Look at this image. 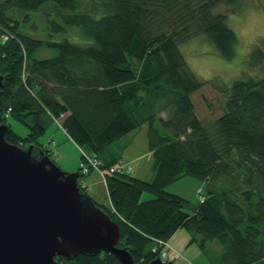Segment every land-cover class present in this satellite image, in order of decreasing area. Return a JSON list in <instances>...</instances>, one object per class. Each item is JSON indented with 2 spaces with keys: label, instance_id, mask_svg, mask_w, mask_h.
<instances>
[{
  "label": "trees",
  "instance_id": "1",
  "mask_svg": "<svg viewBox=\"0 0 264 264\" xmlns=\"http://www.w3.org/2000/svg\"><path fill=\"white\" fill-rule=\"evenodd\" d=\"M50 2L63 19L52 21L55 32L78 26L91 41L56 40L53 34L43 39L21 29L27 19L17 13L30 15ZM221 2L0 0V122L9 124L7 140L42 146L57 160L40 137L60 120L85 152L95 153L106 171L111 204L95 203L119 223L118 245L130 250L134 264L160 257V240L168 241L179 228L201 235L193 239L203 253L209 242L222 246L212 264H264V73L231 84L213 80L223 93V110L204 119L192 95L207 80L195 74L180 49L205 34L221 56H235L236 32L225 15L212 11ZM42 47L58 53L38 57ZM248 60L255 68L262 65L264 44L252 48ZM11 118L27 133L17 132ZM143 124L154 159L152 179L133 175L134 168L111 172L118 162L133 164L112 156L108 146ZM186 176L199 181L193 211L182 195L167 189ZM79 183L90 195L88 185ZM57 259L122 264L106 250Z\"/></svg>",
  "mask_w": 264,
  "mask_h": 264
},
{
  "label": "water",
  "instance_id": "2",
  "mask_svg": "<svg viewBox=\"0 0 264 264\" xmlns=\"http://www.w3.org/2000/svg\"><path fill=\"white\" fill-rule=\"evenodd\" d=\"M4 75L0 73V88ZM0 122V264H63L59 256L102 250L134 264L118 245L120 225L81 187L78 170L63 169L42 146L6 138ZM148 264H174L155 257Z\"/></svg>",
  "mask_w": 264,
  "mask_h": 264
},
{
  "label": "rangeland",
  "instance_id": "3",
  "mask_svg": "<svg viewBox=\"0 0 264 264\" xmlns=\"http://www.w3.org/2000/svg\"><path fill=\"white\" fill-rule=\"evenodd\" d=\"M212 11L225 15L227 24L236 32L238 41L235 47V56L231 59L221 56L217 52L215 44L205 34L197 35L180 44V49L188 65L200 79L207 80L204 86L192 95L196 110L204 119L214 118L223 110L221 106L224 100L223 93H219L216 86L211 83L213 80L222 84H231L235 79L248 74L259 75L257 77L264 75L262 74L264 73V63L255 68V66H251L248 60L251 49L264 44V0H235L233 3L222 0L219 5H215L212 8ZM29 13L30 15H26L19 12L17 16L21 19H27V21L22 20L21 29L35 37L47 39L53 34V38L56 40L68 39L72 42H83L82 44L91 41L78 26L68 27L69 30L67 32H55L52 27V21L63 22V19L59 14L58 7L51 2L44 4L40 10H33ZM96 16H99V14ZM57 53V49L42 47L37 51L36 55L38 57H51ZM10 122L20 134L24 135L27 133V127L24 124L13 118L10 119ZM143 127H146V132L140 131ZM141 129H138L139 131L136 130L135 133L132 132L134 139L129 151L138 150L137 148H140L141 145H146L145 142L148 144L146 135L147 124H143ZM52 131H56L53 136H51ZM51 137L57 142L63 141L62 145H68V148L74 145L79 153V146L72 139L65 140L63 129L60 126H55L51 130L48 128L47 132L41 135L40 141L50 146L51 142H49V139ZM80 151L84 156V150L80 148ZM62 162L64 164H61L62 168L66 170L67 163L65 160H62ZM153 164V157L147 154L144 158L138 159L137 163H135L136 167L134 164L132 165V168H134L132 174L149 180V175L152 172L155 173ZM188 178L199 182L193 177ZM79 180H86L91 184V191L88 190V192L94 201L100 204H111L110 197L109 201L104 198L106 192H109L105 178L99 171L92 169L88 174L80 176ZM184 181L185 179L176 181L177 183H174L172 188L182 190L181 184ZM186 193L191 198L184 197L186 199L185 208L188 211H193L197 207L198 196L190 188H188ZM174 234L173 240L171 237L168 241L162 243L164 247L160 256L165 260H172L174 264H212L222 249V246L217 241H213L208 243L209 249L204 250L206 253H203L199 243L193 239V237H196L197 240H200L201 235L199 233L192 232L186 228H179ZM189 241L191 243H188ZM181 243H188V246L178 249L177 247Z\"/></svg>",
  "mask_w": 264,
  "mask_h": 264
},
{
  "label": "crops",
  "instance_id": "4",
  "mask_svg": "<svg viewBox=\"0 0 264 264\" xmlns=\"http://www.w3.org/2000/svg\"><path fill=\"white\" fill-rule=\"evenodd\" d=\"M55 126H60L61 127L60 120H58L57 122L51 124L49 126L50 130L53 129ZM140 131L146 132V128L143 127ZM55 132L56 131H52L51 136H53ZM63 133H64V136L66 138L65 140L72 139L71 136L68 134V132L65 129H63ZM130 134L125 135V136L121 137L119 140H117V141L113 142L112 144H110L108 146V151H109V153H111L112 156H115L117 158H123L125 161L135 165V163H137L138 159L144 158L147 154L149 156H152V152L149 150L148 144L146 142H145L146 145L145 146L141 145L140 148H137L138 150L129 151V147L132 145L133 139H134V136L132 135V133H130ZM49 142H51V145L50 146L48 144L47 145H48L49 148H51V150L53 151V153L56 156V159L60 162V164L64 165L62 160H65L66 163H67V166L65 165L66 166L65 168H67L68 170H79V168H80L79 164H80V161H81L82 154H81V151H80V146L76 142L75 143L79 146V153H78V151H77V149H76V147L74 145L73 146H69V148H68V145L67 146L62 145L63 141L62 142H57V141H55L53 139V137H51L49 139ZM115 143H116L117 146L114 149H112L111 146L113 144H115ZM52 145H53V147H52ZM135 167H136V165H135ZM152 176H153V172L149 175L148 179H152ZM188 177H190V176H186L184 178L179 179V180H184L185 179V181L181 184L182 185V190L173 189L172 188L173 187L172 185H174V183H177L176 181L171 183L167 187V189L170 192L177 193L179 195H182L183 197L191 198L186 193L188 188H190L191 191L195 192L196 195H197V187L199 186L198 185L199 182H197L196 180H194L192 178H188ZM84 183H86L88 185V188L91 191V184L88 181H86V180L84 181ZM108 195L109 194L106 192V195H105L104 198H105V200L109 201V196ZM171 239L173 240V236H172ZM188 243H186V244H182L181 243V245L179 247H177V248L178 249H182L183 246H188ZM169 244L171 245L170 242H169Z\"/></svg>",
  "mask_w": 264,
  "mask_h": 264
},
{
  "label": "built area",
  "instance_id": "5",
  "mask_svg": "<svg viewBox=\"0 0 264 264\" xmlns=\"http://www.w3.org/2000/svg\"><path fill=\"white\" fill-rule=\"evenodd\" d=\"M83 154H84V157L86 160H82L80 162V170L83 173H88L91 169H96L106 179L107 175H106V171L101 167V159H99L95 153L89 154V153H86L83 151ZM121 161H123V160H121ZM125 170L128 172L133 171L132 165L131 164L127 165L126 163L118 162L116 165H113L110 168L111 172H114V171L123 172ZM202 199H203V197H202Z\"/></svg>",
  "mask_w": 264,
  "mask_h": 264
},
{
  "label": "bare ground",
  "instance_id": "6",
  "mask_svg": "<svg viewBox=\"0 0 264 264\" xmlns=\"http://www.w3.org/2000/svg\"><path fill=\"white\" fill-rule=\"evenodd\" d=\"M116 146H117V145H116V143H115V144H113V145L111 146V148L114 149Z\"/></svg>",
  "mask_w": 264,
  "mask_h": 264
},
{
  "label": "clouds",
  "instance_id": "7",
  "mask_svg": "<svg viewBox=\"0 0 264 264\" xmlns=\"http://www.w3.org/2000/svg\"><path fill=\"white\" fill-rule=\"evenodd\" d=\"M80 148H81V147H80ZM81 149H82V148H81ZM81 159H82V158H81ZM90 171H91V170H90ZM88 173H89V172H88ZM88 173H85V174H88ZM83 174H84V173H83ZM160 241H161L162 243L165 242V241H162V240H160Z\"/></svg>",
  "mask_w": 264,
  "mask_h": 264
},
{
  "label": "flooded vegetation",
  "instance_id": "8",
  "mask_svg": "<svg viewBox=\"0 0 264 264\" xmlns=\"http://www.w3.org/2000/svg\"><path fill=\"white\" fill-rule=\"evenodd\" d=\"M60 257V256H59Z\"/></svg>",
  "mask_w": 264,
  "mask_h": 264
}]
</instances>
